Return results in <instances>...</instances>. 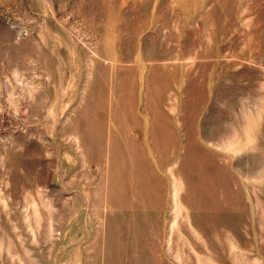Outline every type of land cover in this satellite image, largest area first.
<instances>
[{"label": "rangeland", "instance_id": "rangeland-1", "mask_svg": "<svg viewBox=\"0 0 264 264\" xmlns=\"http://www.w3.org/2000/svg\"><path fill=\"white\" fill-rule=\"evenodd\" d=\"M113 136L160 208L111 206ZM125 222L123 264H264V0H0V264H104Z\"/></svg>", "mask_w": 264, "mask_h": 264}, {"label": "bare ground", "instance_id": "bare-ground-1", "mask_svg": "<svg viewBox=\"0 0 264 264\" xmlns=\"http://www.w3.org/2000/svg\"><path fill=\"white\" fill-rule=\"evenodd\" d=\"M124 79V78H123ZM112 80V79H111ZM120 80V79H119ZM132 80V79H131ZM121 81V80H120ZM125 81V80H123ZM134 80H132L133 82ZM119 82V81H118ZM129 81H126V83ZM121 83V82H120ZM124 83V82H122ZM125 83V84H126ZM128 85V84H127ZM119 87V85H118ZM125 87V85H124ZM131 87V86H130ZM117 88V87H115ZM120 88V87H119ZM123 88V87H122ZM128 88V87H127ZM124 89V88H123ZM122 89V90H123ZM131 89V88H130ZM119 93V92H118ZM121 94V93H120ZM117 95V94H116ZM122 97V95H120ZM119 96V97H120ZM124 96V94H123ZM120 97V98H121ZM116 98V97H115ZM123 99V98H122ZM118 100V99H117ZM121 100V99H120ZM115 102V100H114ZM123 102V101H122ZM126 102V101H125ZM130 102V101H128ZM133 102V101H132ZM119 105V104H118ZM123 105V104H122ZM129 105V103H128ZM131 105V104H130ZM133 105V104H132ZM131 105V106H132ZM135 105V104H134ZM124 107V105H123ZM127 107V106H126ZM130 107V106H129ZM117 108V107H116ZM119 108V107H118ZM122 108V106H121ZM133 108V107H132ZM126 110V109H125ZM129 109H127L128 111ZM132 110V109H131ZM130 110V111H131ZM134 110V109H133ZM115 111V110H114ZM126 111V112H127ZM128 111V112H130ZM116 112V111H115ZM118 112V110H117ZM124 113V112H123ZM116 115V114H115ZM124 115V114H123ZM114 116V115H113ZM120 116V115H119ZM125 117V116H123ZM117 118V117H116ZM137 119V118H135ZM83 120V119H82ZM119 120V119H118ZM117 120V121H118ZM115 121V120H114ZM122 121V120H121ZM85 122V121H84ZM122 122H120L121 124ZM126 123V122H123ZM136 123V121H135ZM119 125V124H118ZM128 126V125H127ZM119 127V126H117ZM122 129V127H120ZM126 129V127H125ZM119 130V129H118ZM87 131V130H86ZM85 131V132H86ZM126 132V130H125ZM110 134V133H108ZM112 134V133H111ZM124 135V134H123ZM128 136V135H127ZM87 137V136H86ZM90 137V136H89ZM114 138L110 140L108 144V160L109 165L108 170L110 174L109 180V202L111 206L121 208L122 210L130 208L132 211L140 207H155L159 203V208L161 207L160 199L157 197V187L154 182L153 174L148 176L145 168L144 162L146 161L141 157L139 145L129 142L128 140L119 141ZM92 139V138H91ZM96 139V138H95ZM87 140V139H86ZM85 140V141H86ZM101 141V139H99ZM118 140V141H117ZM83 141V140H82ZM89 141V140H87ZM84 142V141H83ZM109 141H106V143ZM171 145L175 146L174 142ZM166 142L164 146L170 145ZM86 145V144H85ZM93 145V144H92ZM107 145V144H106ZM99 147V146H98ZM100 148V147H99ZM88 149V148H87ZM143 150V148H142ZM182 150V149H181ZM107 151V150H106ZM91 153V152H89ZM93 153V152H92ZM172 153V152H171ZM103 154V153H102ZM105 154V153H104ZM103 154V155H104ZM92 155V154H91ZM158 155V154H157ZM102 157V156H101ZM105 159V158H104ZM107 159V157H106ZM90 160V159H89ZM102 160V158H101ZM94 161V160H93ZM92 162V161H91ZM106 162V161H105ZM97 163V162H96ZM104 163V162H103ZM97 165V164H96ZM170 170V169H169ZM172 170V169H171ZM171 172V171H170ZM173 172V171H172ZM165 180V179H164ZM175 180V179H174ZM160 181V180H159ZM162 181V180H161ZM107 182V181H106ZM105 182V183H106ZM176 182V181H175ZM108 183V182H107ZM105 185V184H104ZM108 185V184H107ZM164 186V185H163ZM215 186V185H214ZM100 190V189H99ZM107 190V189H106ZM105 190V191H106ZM102 191V190H101ZM161 191V190H160ZM164 191V190H162ZM107 192V193H108ZM165 192V191H164ZM163 192V193H164ZM100 194V193H99ZM102 195V194H101ZM160 195V194H159ZM100 196V195H98ZM163 197V196H162ZM97 201V199H96ZM99 205H101L98 202ZM114 209V208H112ZM141 209V208H140ZM154 209V208H153ZM117 210V209H116ZM120 210V209H119ZM142 210V209H141ZM112 211V210H111ZM130 211V210H129ZM140 210H138L139 212ZM121 212V211H120ZM147 212V211H146ZM111 213V212H110ZM126 213V212H125ZM140 213V212H139ZM151 213V212H150ZM155 213V212H154ZM120 214V213H119ZM118 214V217L120 216ZM137 214V213H136ZM159 214V213H158ZM109 215V214H108ZM111 215V214H110ZM112 216V215H111ZM110 217V216H109ZM107 217V218H109ZM121 217V216H120ZM119 217V218H120ZM135 217V216H134ZM145 217V216H144ZM112 217H110L111 219ZM116 218V217H114ZM112 218V219H114ZM122 218V217H121ZM136 218V217H135ZM111 219V221H112ZM123 219V218H122ZM160 219V218H159ZM136 220V219H135ZM138 220V219H137ZM114 221V220H113ZM116 221V220H115ZM114 221V224L116 223ZM134 222V220H132ZM140 221V219H139ZM118 222V221H117ZM118 224L117 227L113 225L110 226L114 230L116 229L113 236H110L106 247V256L104 264H123L122 259L136 260L139 255V231L138 228L130 222V225ZM109 224V223H108ZM117 224V223H116ZM109 227V229H110ZM108 228V227H107ZM112 230V229H111ZM113 230V231H114ZM108 231V230H107ZM110 231V230H109ZM113 231L111 233H113ZM110 234V233H108ZM109 237V236H108ZM117 237L121 240L116 241ZM105 240V239H104ZM98 254V252H97ZM95 254V256H97ZM102 257V256H101ZM98 258V257H97ZM125 261V260H124ZM100 262V258H99ZM135 262V261H134ZM140 262V261H139ZM138 263V261H137Z\"/></svg>", "mask_w": 264, "mask_h": 264}]
</instances>
